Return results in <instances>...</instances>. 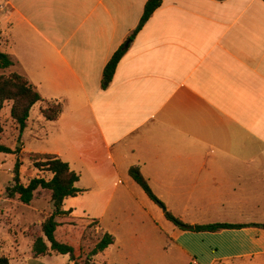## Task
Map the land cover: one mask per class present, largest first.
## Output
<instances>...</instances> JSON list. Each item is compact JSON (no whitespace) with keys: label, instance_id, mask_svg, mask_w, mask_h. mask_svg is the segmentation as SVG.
<instances>
[{"label":"crops","instance_id":"obj_1","mask_svg":"<svg viewBox=\"0 0 264 264\" xmlns=\"http://www.w3.org/2000/svg\"><path fill=\"white\" fill-rule=\"evenodd\" d=\"M147 1L0 0V51L13 61L1 71L25 77L42 98L30 111L47 142L36 154L57 156L79 175L78 189L109 200L137 185L129 176L136 167L167 211L190 225L264 222L246 217L264 212V1L162 0L103 89V70ZM52 104L62 112L47 121L41 110ZM75 198L63 209L83 219ZM225 212L239 217L231 222ZM105 233L116 236L99 221L85 252ZM165 235L167 249L190 264H264L258 227L173 226ZM34 240L23 246L0 233L1 253L9 264H73L53 252L34 258ZM118 242L93 262L110 264Z\"/></svg>","mask_w":264,"mask_h":264},{"label":"rangeland","instance_id":"obj_2","mask_svg":"<svg viewBox=\"0 0 264 264\" xmlns=\"http://www.w3.org/2000/svg\"><path fill=\"white\" fill-rule=\"evenodd\" d=\"M0 75L7 76L1 70ZM35 114L36 111L33 110L27 127L21 135L16 124L10 119L7 110L2 111L0 115L3 128L0 143L14 151V154L11 155L0 154V233L6 235L9 232L23 246L28 241V237L41 236L43 219L40 220V217L45 216L46 218L54 211L50 198L46 196L47 191L38 190L29 206L17 200L8 201L5 197L6 188L12 184V171L17 159H20L21 162L20 179L24 185H27L35 177L50 179L49 173L35 169L29 159L28 153H38V150L47 145L44 136L36 135L38 129L33 124ZM18 149L20 151H17ZM73 203L76 216L83 219H98L102 228L112 229L116 232L117 237L114 235L113 237L115 241L118 238L119 249L109 256L110 264H120V262H125L126 258L131 261L130 264H190L187 258L185 259L186 256L176 247L171 246L170 250L167 249L169 243L165 232L168 227H173V225L166 221L164 209L148 199L142 189L133 182L123 198L116 195L109 200L95 192H81L73 200ZM70 204L72 202H69L67 206ZM223 215L231 222H236V218L239 217V214L230 212H225ZM213 216L209 214L204 220H212ZM256 216H262L261 218L264 220V212L262 215H246L249 221ZM234 224H257L262 226L261 229H264V222ZM95 236V231L89 232L83 245L89 243V240L93 241ZM145 255L150 257L145 258Z\"/></svg>","mask_w":264,"mask_h":264},{"label":"trees","instance_id":"obj_3","mask_svg":"<svg viewBox=\"0 0 264 264\" xmlns=\"http://www.w3.org/2000/svg\"><path fill=\"white\" fill-rule=\"evenodd\" d=\"M161 3L162 0H148L146 2L139 25L128 40L114 53L103 70V89L107 88L112 81L117 65L127 50L126 44L132 41L152 14L161 6ZM11 66H13V61L8 55L0 51V70H6ZM40 101H42V98L39 93L25 77L15 73L7 76L0 75V115L2 111L7 109L10 119L18 127L20 135L27 127L32 107ZM61 112L62 106L60 104H52L41 110V115L47 121H55ZM2 133L3 128L0 122V136ZM17 151H20V149ZM0 154L11 155L14 154V151L0 143ZM28 154L34 168L51 174V178L46 180L45 178L35 177L27 185H24L20 179L21 162L20 159H17L12 171V184L6 188L5 197L6 200H17L29 206L37 190L41 189L50 193L54 211L41 225L42 236L36 237L34 240L32 245L33 257L38 258L53 252L57 255H68L73 264H95L93 257L113 246L115 239L111 234L105 233L98 239L93 248L87 253L85 252L83 242L89 232L97 231L99 220L75 218L71 216V210L65 211L63 209L66 199L77 197L82 192L76 187L79 175L71 171L69 165L57 156ZM129 176L152 202L164 209L165 219L181 231L216 233L222 230L262 227L257 224L236 225L229 223L190 225L167 211L165 205L154 195L147 180L141 175L138 168L132 167L129 170ZM0 264H9V260L1 253V246Z\"/></svg>","mask_w":264,"mask_h":264},{"label":"water","instance_id":"obj_4","mask_svg":"<svg viewBox=\"0 0 264 264\" xmlns=\"http://www.w3.org/2000/svg\"><path fill=\"white\" fill-rule=\"evenodd\" d=\"M128 43L126 44V47H127Z\"/></svg>","mask_w":264,"mask_h":264}]
</instances>
